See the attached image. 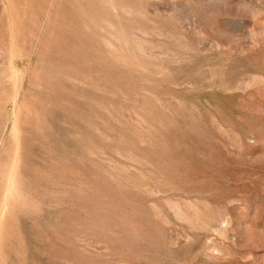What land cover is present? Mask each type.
I'll list each match as a JSON object with an SVG mask.
<instances>
[{
    "label": "rangeland",
    "instance_id": "obj_1",
    "mask_svg": "<svg viewBox=\"0 0 264 264\" xmlns=\"http://www.w3.org/2000/svg\"><path fill=\"white\" fill-rule=\"evenodd\" d=\"M0 264H264V0H0Z\"/></svg>",
    "mask_w": 264,
    "mask_h": 264
}]
</instances>
